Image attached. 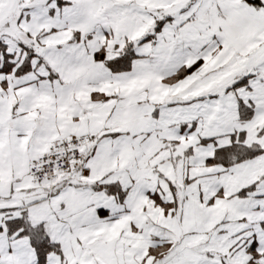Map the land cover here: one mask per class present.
<instances>
[{
	"label": "snow or ice",
	"instance_id": "snow-or-ice-1",
	"mask_svg": "<svg viewBox=\"0 0 264 264\" xmlns=\"http://www.w3.org/2000/svg\"><path fill=\"white\" fill-rule=\"evenodd\" d=\"M0 264H264V0H0Z\"/></svg>",
	"mask_w": 264,
	"mask_h": 264
}]
</instances>
